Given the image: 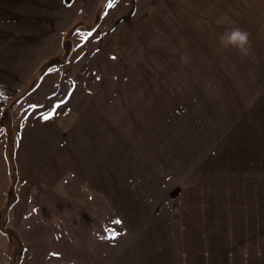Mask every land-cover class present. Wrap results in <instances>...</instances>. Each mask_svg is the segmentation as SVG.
Here are the masks:
<instances>
[{
  "label": "rangeland",
  "instance_id": "1",
  "mask_svg": "<svg viewBox=\"0 0 264 264\" xmlns=\"http://www.w3.org/2000/svg\"><path fill=\"white\" fill-rule=\"evenodd\" d=\"M24 1L28 9L41 5L39 0ZM75 2L68 11L62 4L65 13L58 18L57 30L48 27L29 41L43 44L46 61L36 70L38 76L57 67L44 85L58 80L60 95L70 83L84 87L80 81L101 56L124 57L138 77L135 89L157 88L159 94L165 88L158 86L165 80L174 85L203 74L214 83L209 73L258 71L259 63L264 71V0ZM84 19L95 20L82 25ZM101 20V32L86 31ZM74 21L78 24L72 30L82 31L64 32ZM119 26L121 37L107 47L118 36L114 30ZM231 27L248 32L247 54L220 44L219 37ZM111 62L105 59L100 61L104 65L96 66L121 74L118 62ZM15 92L10 105L17 98ZM141 96H132L130 103ZM145 98L158 108L161 119L164 114L162 121L175 111L173 101L168 110L157 106L160 102L152 94ZM18 106L2 111L0 122V264H174L170 256L176 246L174 218L151 184L161 178L146 163L133 167L139 157L124 141L128 125L117 128L119 138L106 135L96 141L106 127L113 131L112 123L100 120L99 109H90L73 129H60L52 144L48 123L46 128L41 123L34 128L33 117L27 128L18 127L23 116ZM85 120L89 124L84 130Z\"/></svg>",
  "mask_w": 264,
  "mask_h": 264
},
{
  "label": "crops",
  "instance_id": "2",
  "mask_svg": "<svg viewBox=\"0 0 264 264\" xmlns=\"http://www.w3.org/2000/svg\"><path fill=\"white\" fill-rule=\"evenodd\" d=\"M18 1L19 4L14 0H0V91L6 96L16 91L13 96L17 98L9 108L21 105L18 110L20 117L23 116L19 117L18 127L27 128L33 117L34 128L40 123L46 128L48 123L50 127L46 129H50L53 144L57 143L56 134L60 129H73L90 109L94 112L99 109L100 120L111 122L109 126L114 131L108 132L106 127L97 134L96 141L107 139L106 135L119 138L117 128L128 125L130 133L124 141L139 157L133 167H137V162L140 168L146 163L161 178L151 184L163 196L170 219L174 218L176 246L170 254L173 263L264 264L262 63L258 71L209 73L214 83L203 74L178 80L174 85L165 80L158 86L165 88L159 94L157 88H147L146 92L144 86L135 89L138 77L131 73L124 57L101 56L90 64L80 81L84 87L70 83L62 88L65 93L60 95L58 80L52 81L49 87L44 85L57 67L48 68L38 76L36 70L46 61L43 44L30 42L37 40L34 34H41L48 27V30L51 27L57 30L58 18L73 8L77 0H44L46 4L39 0L43 7L35 4L30 9L27 2ZM80 12L84 13V9ZM102 20L86 31L101 32ZM82 21V25L93 22ZM76 22L64 32L72 30ZM119 29L120 26L114 30L118 36L107 47L117 43L121 37ZM28 34H31L29 38ZM105 59L113 61L108 64L118 62L123 72L112 73V68L96 66L104 65L100 61ZM157 76V80L161 79ZM36 78L39 80L28 90ZM136 94L142 96L130 103ZM151 94L161 108L169 110L168 105L173 101L175 111L164 121V114L161 119L158 108L148 99ZM2 116L0 109V122ZM88 124L87 120L82 122L84 130ZM149 194L154 197L152 191Z\"/></svg>",
  "mask_w": 264,
  "mask_h": 264
},
{
  "label": "clouds",
  "instance_id": "3",
  "mask_svg": "<svg viewBox=\"0 0 264 264\" xmlns=\"http://www.w3.org/2000/svg\"><path fill=\"white\" fill-rule=\"evenodd\" d=\"M219 42L225 48L232 47L243 54L249 52V34L246 30L241 29L240 27H231L227 29L219 37Z\"/></svg>",
  "mask_w": 264,
  "mask_h": 264
},
{
  "label": "trees",
  "instance_id": "4",
  "mask_svg": "<svg viewBox=\"0 0 264 264\" xmlns=\"http://www.w3.org/2000/svg\"><path fill=\"white\" fill-rule=\"evenodd\" d=\"M39 75L41 76V74H39ZM33 87H34V85L32 86V88ZM11 100H12V98L10 96H6V95L0 93V109L2 111H6L12 102Z\"/></svg>",
  "mask_w": 264,
  "mask_h": 264
},
{
  "label": "snow or ice",
  "instance_id": "5",
  "mask_svg": "<svg viewBox=\"0 0 264 264\" xmlns=\"http://www.w3.org/2000/svg\"><path fill=\"white\" fill-rule=\"evenodd\" d=\"M112 2L114 3V0H112Z\"/></svg>",
  "mask_w": 264,
  "mask_h": 264
}]
</instances>
